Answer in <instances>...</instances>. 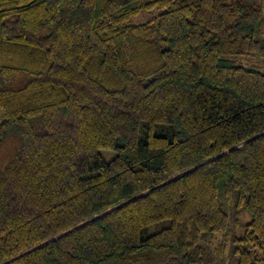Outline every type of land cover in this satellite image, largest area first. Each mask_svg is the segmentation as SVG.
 I'll return each mask as SVG.
<instances>
[{"label":"trees","instance_id":"1","mask_svg":"<svg viewBox=\"0 0 264 264\" xmlns=\"http://www.w3.org/2000/svg\"><path fill=\"white\" fill-rule=\"evenodd\" d=\"M0 264H264V0H0Z\"/></svg>","mask_w":264,"mask_h":264},{"label":"rangeland","instance_id":"2","mask_svg":"<svg viewBox=\"0 0 264 264\" xmlns=\"http://www.w3.org/2000/svg\"><path fill=\"white\" fill-rule=\"evenodd\" d=\"M157 12L156 11H152V12H143L142 14H140L139 16H137L136 18H134L132 20V23L135 25H139L142 23L147 22L149 19H152L154 17L157 16ZM102 155L106 158L109 159L110 156H112V154L108 153L107 151H103ZM244 221H248V219H245ZM240 234V233H239Z\"/></svg>","mask_w":264,"mask_h":264}]
</instances>
